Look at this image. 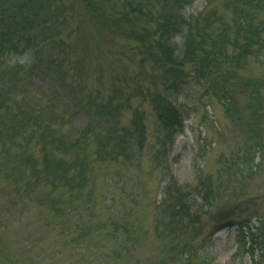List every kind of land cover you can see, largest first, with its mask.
<instances>
[{
  "label": "trees",
  "instance_id": "obj_1",
  "mask_svg": "<svg viewBox=\"0 0 264 264\" xmlns=\"http://www.w3.org/2000/svg\"><path fill=\"white\" fill-rule=\"evenodd\" d=\"M193 1L0 0L1 179L74 217L72 242L95 232L110 261L215 264L212 236L234 225L258 251L251 264L264 257L253 196L218 204L213 180L190 186L173 169L193 87L224 106L240 88L261 117V81L240 71L252 55L264 62V0H203L187 13ZM257 166L252 157L247 175ZM143 203L151 238L138 225Z\"/></svg>",
  "mask_w": 264,
  "mask_h": 264
},
{
  "label": "rangeland",
  "instance_id": "obj_2",
  "mask_svg": "<svg viewBox=\"0 0 264 264\" xmlns=\"http://www.w3.org/2000/svg\"><path fill=\"white\" fill-rule=\"evenodd\" d=\"M203 5V0H194L186 12L195 13ZM225 13L229 17L230 13ZM261 58L264 61V54ZM240 73L242 79L255 77L261 81V117H252L247 106L248 92H241L240 88L234 92L235 106H224L214 95H201L200 88L193 87L194 91L187 100L184 129L177 135L173 149V169L178 180L188 182L190 186L206 178L213 180L214 185L222 188L218 204L231 195L232 199H229L232 201L253 196L264 218V62L257 61L252 55ZM253 123L257 124L262 140L260 152L249 147L252 142L250 125ZM252 157L258 166L254 173L247 175ZM1 176L0 172V264H127L124 260L120 263L106 259L103 254L107 246L102 245L95 232L72 242L71 237L77 234L71 231L74 217L66 218L54 212L47 204L36 200L30 190H17L12 180L6 183ZM239 189L246 192L237 196ZM36 192L41 194L44 188ZM146 196L149 200L157 196L156 180L148 181ZM101 210L103 215L107 213L104 208ZM151 216L152 205L141 204L138 225L148 238H151ZM251 223L255 226L257 220L252 219ZM238 231L243 229L240 231L234 225L213 234L210 253L215 264L233 259L239 264H251L257 259L256 249H246L250 241L248 234L244 231L246 243L242 245L243 239L239 237L242 234ZM258 264H264V257Z\"/></svg>",
  "mask_w": 264,
  "mask_h": 264
}]
</instances>
